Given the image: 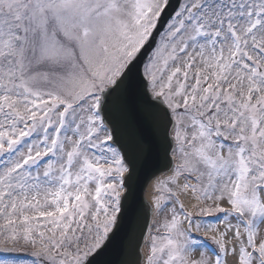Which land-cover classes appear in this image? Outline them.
Wrapping results in <instances>:
<instances>
[{
    "label": "snow or ice",
    "instance_id": "1",
    "mask_svg": "<svg viewBox=\"0 0 264 264\" xmlns=\"http://www.w3.org/2000/svg\"><path fill=\"white\" fill-rule=\"evenodd\" d=\"M0 264H264V0H0Z\"/></svg>",
    "mask_w": 264,
    "mask_h": 264
}]
</instances>
